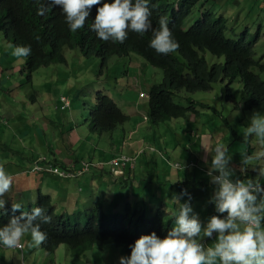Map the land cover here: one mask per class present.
Listing matches in <instances>:
<instances>
[{
  "label": "rangeland",
  "instance_id": "obj_1",
  "mask_svg": "<svg viewBox=\"0 0 264 264\" xmlns=\"http://www.w3.org/2000/svg\"><path fill=\"white\" fill-rule=\"evenodd\" d=\"M214 2H217V7L209 5L210 10L226 15L230 13V5H226V8L222 7L223 0ZM199 7L200 4L193 8L185 19L184 29L192 26L200 18ZM228 17L230 27L236 28L238 34L244 27L254 33L261 26V35L254 46V60L264 66V2L250 0V3L245 4L244 7L234 5L233 12L228 14ZM226 35L229 38L233 36L231 33ZM9 45L2 39L0 33V64L3 68H0V87L3 88L0 89V165L13 177L11 191L3 197L6 200L5 207L19 203L27 208L30 204L34 205L40 192L52 196L58 214H64L66 218L72 219L75 213L87 208L90 198L95 194L99 197L97 205L104 208L105 212L107 206H112L113 212H124L125 205L130 204L136 210H144L151 218L158 209H163L173 225V214L177 211L178 205L168 193L166 182L169 180L175 182L178 177L191 175L192 170H184L189 162L197 164L208 172L210 160L214 155L213 149L219 144L227 147L228 155L232 158V167L229 168L234 169L233 179L255 178L256 172L253 169L264 167V144L255 137L250 138L247 144L243 143V139L235 141L226 139L225 122L221 118H214L210 111L200 110V118L196 123L192 121L195 126L192 125L190 128L191 123H185L183 118L158 125L145 122L148 102L140 98L139 94H148L149 89L153 85L160 84L164 76L161 70L147 65L136 54L121 59L112 57L107 68L102 72L101 62L96 57L85 59L78 50L63 47L66 65L40 68L32 75L31 82H28L21 75V68H17L12 74L6 68L9 65L21 67L23 64V58L11 55L12 48ZM5 53L8 59L4 56ZM204 59L208 66L223 64V60L217 59L208 52L204 54ZM255 73L264 82V72L255 71ZM98 92H104L111 97L125 115L132 113L139 116L137 121L142 124L136 132L137 140L140 141L137 145V153L140 149L145 150L136 157L134 171L136 178L133 184L138 190H142L145 181L147 183L152 181L153 184L147 185V198L120 187L123 180L115 183L111 172V176L106 175L104 179L100 177L93 179L99 171L95 165L100 159V152L103 153L104 146L107 145L106 148L111 152L108 160L119 155L122 151L123 132L127 136L128 132L136 128L134 121L130 120L114 132L102 135L91 134L87 128L82 127H73L72 132L69 131V127L67 131L63 130L64 126H70L71 123L77 126L79 118L87 116L89 106L94 104ZM231 93L236 102L234 104L227 102L225 89L221 84L213 85L212 91L208 93L189 95L182 92L174 97V101L184 106H186L185 98L208 103L222 112L229 124L243 137V125L247 127L254 111L248 114L237 109V106L242 105L245 100L239 81L232 85ZM61 97L69 103L66 111L61 110L63 105ZM255 112L263 115L262 111ZM66 114L72 115L70 121H66ZM241 119L243 125L240 123ZM202 123H211L213 136L210 138L206 135L205 139L199 141ZM194 128L198 130V135L194 134L195 140H192L190 131ZM204 131H210L206 125ZM61 133L65 134L68 149L65 148L64 141H60ZM229 133L233 138L231 131ZM74 136L78 138L76 143ZM153 145L160 150L157 149V153L151 154L149 149ZM116 146L119 147L118 153L114 151ZM241 153L258 157L250 162L245 172L241 171ZM125 154L131 153L126 151ZM82 162L89 163L91 171L80 175ZM177 164L181 167H176ZM50 169H58L59 173H54ZM109 169L110 166L105 167L106 171ZM197 177L200 178L199 175ZM156 182H159L158 186ZM261 183L264 186V180H261ZM186 201L188 200H180V203ZM190 203L193 214L198 216L202 226H206L209 207L215 210V205L208 200H191ZM204 242L208 245L212 244L207 238ZM20 244L23 247L22 258L21 253L16 249H6L0 245V264H28L35 253L41 252L39 247L32 246L30 235L25 234ZM107 250L117 251L113 247H107ZM66 252L67 249L61 247L52 257L53 261L46 254H42L48 259V264L50 262L65 264L67 258L69 259ZM118 252L123 256L120 250ZM36 260H38L37 255Z\"/></svg>",
  "mask_w": 264,
  "mask_h": 264
},
{
  "label": "trees",
  "instance_id": "obj_2",
  "mask_svg": "<svg viewBox=\"0 0 264 264\" xmlns=\"http://www.w3.org/2000/svg\"><path fill=\"white\" fill-rule=\"evenodd\" d=\"M107 1L113 2V0H102V3ZM41 3L47 6V0H39V2L38 0H0L2 39L11 45L31 47V54L23 58L21 67H11L8 64L11 68H21V75L28 82H31L32 75L40 68L66 65L62 52L63 47H67L69 50H78L85 59L96 57L101 62L102 72L107 68L112 57L121 59V57L136 54L147 65L161 70L164 76L163 81L158 85H153L148 92L147 115L152 125L180 118L185 120L187 116L193 117L191 120L196 123L200 118V110H204L213 113L214 118L223 119L227 127L225 138L234 141L242 140V135L238 134L229 124L224 114L208 103L185 98L186 106H184L174 101V97L182 92L189 95L208 93L212 91L213 85L221 84L224 86L227 102L234 104L236 102L232 97L231 87L236 81L240 82L245 95L240 110L248 114L253 111L264 113V82L255 73V71L263 73L264 66L254 60V46L261 35V26L254 33L244 27L238 34L236 28L230 27V18L210 10L205 0H177L175 2L149 0L151 11L149 19L152 28H158L160 17L167 16L173 38L179 44L176 52L162 55L149 47L152 38L151 30L143 35L129 32L128 38L123 44L104 42L97 38L95 32L91 31L96 7L92 8L85 26L76 32H71L59 6H55L44 16L37 15ZM198 4H200L199 10L201 11L200 18L192 26L184 29L185 19ZM227 33H231L233 36L229 38ZM206 52L223 60V64L208 66L204 59ZM4 56L8 59L6 53ZM0 68L3 69L2 64H0ZM15 72L16 70L10 73ZM0 89L3 90L2 87ZM67 108L61 110L66 111ZM65 119L70 121L72 115L66 114ZM127 119L128 116L122 112V109L111 97L104 92H98L94 104L89 106L87 116L79 118L77 126L71 123L70 126H64L63 130L67 131L68 127L69 131L74 130L73 127H85L91 134L102 135L114 132ZM240 123L243 125V119L240 120ZM192 125L195 126L194 123L190 124V126ZM206 125L213 136L211 123ZM244 127L245 125H243ZM195 129H192L190 133L194 134ZM229 131L234 135L233 138L230 137ZM60 141H64V146L68 149L65 134L61 135ZM97 166L102 168L104 165L97 164ZM110 166L111 174L114 176L112 170L117 167L112 164ZM135 178L123 179L120 187L147 198V189L138 190L133 184ZM149 183L145 181L144 186ZM158 184L159 182H156V186ZM166 188L172 197L179 195L182 190H187L191 195V200L206 199L210 201L215 186L208 184L203 175L200 178L192 175L174 183L167 181ZM98 198L93 194L87 208L75 213V217L72 219L66 218L64 214H58L52 196L40 192L37 194L34 205L30 204L27 208L22 207L21 211L28 212H31L34 207H41L45 209L47 215L52 217L49 224H43L39 218L34 221V223H41V230L47 233V240L39 248L51 261L61 247L69 250L74 259H78L94 249L107 250V247L120 250L124 257H128L131 253L129 245L134 244L142 235H150L155 232L158 237L163 239L173 227L171 220H168L167 212L163 209H158L151 218L146 215L144 210H136L130 204L125 205L124 212H113L112 206H107V212H105L104 208L97 205ZM181 200H188V196L182 197ZM12 215L10 206L0 210V227L5 226ZM15 215L19 216L20 212H16ZM212 215L220 214L209 207L206 216L207 222ZM213 235L214 241L216 234Z\"/></svg>",
  "mask_w": 264,
  "mask_h": 264
},
{
  "label": "clouds",
  "instance_id": "obj_3",
  "mask_svg": "<svg viewBox=\"0 0 264 264\" xmlns=\"http://www.w3.org/2000/svg\"><path fill=\"white\" fill-rule=\"evenodd\" d=\"M110 2L47 0V6L41 3L37 15L44 16L46 12L59 6L69 30L76 32L85 26L92 8L96 7L91 31L96 33L98 39L123 44L129 32L143 35L151 30L149 47L158 54L169 55L178 50L179 44L173 38L167 16H161L159 27L152 28L149 19L151 16L149 0ZM219 14L224 16L221 12ZM9 47L12 48L13 57L26 58L31 54L30 46L10 44ZM139 97L148 100V94L140 93ZM61 103L63 104L61 109L69 107V103L63 97ZM241 107L242 105H239L238 110ZM144 120L150 123L148 115ZM252 137L264 144V113L261 115L254 111L247 127H244L243 143L247 144ZM157 149L151 146L149 150L151 153H157ZM144 150L140 149V152L133 156L121 154L114 159L113 161L119 162L122 158L128 159L120 167L117 166L121 175H116L115 170H112L114 179L119 180L126 167L135 169L136 157ZM213 151L208 172L192 162H189L184 170H192L199 176L203 175L208 184L215 186L214 194L208 202L215 205V211L220 215H212L206 226H202L198 216L193 214L191 195L187 190H182L179 195L173 196L178 208L173 214V227L166 236L161 239L155 232L142 235L134 244L129 245L130 256L120 257L119 264H264V186L261 183V180H264V167L253 169L256 172L255 178L233 179L235 172L229 168L232 158L228 155L227 147L218 144ZM253 159L258 157L241 153L242 172L246 171ZM113 161L109 164L113 165ZM176 167L179 168L181 165L177 164ZM192 175L197 176L196 174L189 176ZM184 177H178V180ZM12 183L13 177L0 165V210L5 208L6 200L3 197L11 191ZM184 196H188V201L181 204L180 200ZM21 209V204H12L13 215L5 226L0 227V245L6 249L16 250L17 247H21L18 250L20 252L23 251L20 241L26 233L30 234L32 246L35 247L42 245L48 238L47 233L41 230V223L34 221L38 218L43 224L52 221V217L46 214L44 208L34 207L31 212ZM16 212H20V215H15ZM213 233L216 234L214 242L211 245L206 244L205 238L213 241Z\"/></svg>",
  "mask_w": 264,
  "mask_h": 264
},
{
  "label": "crops",
  "instance_id": "obj_4",
  "mask_svg": "<svg viewBox=\"0 0 264 264\" xmlns=\"http://www.w3.org/2000/svg\"><path fill=\"white\" fill-rule=\"evenodd\" d=\"M214 1H217V0H205V2L207 3L208 6L209 5H212V6H216L217 7V2H214ZM262 1L264 2V0H262ZM248 3H250V0H223L222 7L223 8H226V5H230V13H232L233 12V6L234 5L235 6L243 5V7H244L245 4H248ZM223 8H222V11H223ZM230 13H228V14H230ZM228 14L227 15L226 14H223V15L225 17L226 16L228 17ZM6 68L9 70V72H14L16 70L15 68H11L10 66H8ZM127 116H128V119H127L126 122H128L130 120L134 121L136 123V128H134L133 130H131L130 132H128L127 136H125V134L123 132V136H122L123 139L121 141L122 151H121V153L119 155L125 154L126 151H128V152L131 153L130 156H133L137 152V145H139V142H140V141L137 140V133L136 132H137L138 127L142 123L139 122V121H137V118L139 116H137V115L135 116V114H132L131 113V114H128ZM191 122H192V120H191L190 117H187L185 119V123L189 124ZM204 125H206V124H202L201 125L200 131H199L200 132L199 141L205 139L206 138V135H208L207 137H210V138L212 137L211 136L212 133L210 131H206V132L204 131ZM206 126H208V125H206ZM82 128H85V127H82ZM72 131L73 130H71V132ZM197 131L198 130L195 129V134L196 135H198L197 134ZM190 135L192 136L191 137L192 140H195V139H193V135L194 134H191L190 133ZM74 140H75L74 143H76V141L78 140V138L76 136H74ZM106 146L107 145L104 146L103 153L106 152L107 154L104 155L102 152H100V160H98V162H97L98 165L102 164L104 166L102 168H98V166L96 164V167L99 169V171L96 173L97 174L96 176H93V179L94 178H98V177H100V179H104L106 175L111 176L110 175L111 166L109 164L111 162V160H108V156L111 154V152H110V150H108L106 148ZM153 146L157 147L156 145H153ZM114 151L116 153H118L119 152V147L116 146L114 148ZM119 155H117L116 157H118ZM56 159H57V157H56ZM58 161H60V160H58ZM107 166H110V169L108 171L105 170V167H107ZM229 166L232 167L231 164ZM128 169H130V171H127ZM135 169H131V168H127L126 167L124 169L123 175L120 177L119 180H121V179L123 180L125 178H131V179L132 178H135L136 177L135 172H134ZM192 174H196L197 175V172L193 171ZM171 181H173V180H171ZM114 182L115 183H118L119 181L114 179ZM120 185H122V183H120ZM142 186H143V189L142 190L147 189V186H144V185H142ZM211 242L213 243V241H211ZM22 252H20L21 253V258H22ZM36 255H37V259L38 260H36ZM66 256H68L70 260L67 258V261H66L65 264H119V258L122 257L119 254L118 251H114V250H100V249H94V250H92L90 252H87L85 255L81 256L78 259L72 258L71 255H70L69 250H67ZM28 262H29L28 264H48V259L45 257L44 254H42V252H37V253L34 254V256L32 258L29 259ZM49 264H56V263L55 262H50Z\"/></svg>",
  "mask_w": 264,
  "mask_h": 264
},
{
  "label": "built area",
  "instance_id": "obj_5",
  "mask_svg": "<svg viewBox=\"0 0 264 264\" xmlns=\"http://www.w3.org/2000/svg\"><path fill=\"white\" fill-rule=\"evenodd\" d=\"M141 96H143V94ZM127 161H128V159L122 158L121 159V162H119V160L113 161V165L116 166V167L117 166L120 167L121 164L123 165V162H127ZM82 165H83V167H82V171L79 173L80 175H82L83 173H87V172L90 171V165L89 164L82 163ZM117 168L114 169L115 170V174H117L118 172H120ZM50 171H53L54 173H59V170L58 169H50ZM63 176H66V175L63 174ZM17 249L20 250L21 247H17Z\"/></svg>",
  "mask_w": 264,
  "mask_h": 264
},
{
  "label": "bare ground",
  "instance_id": "obj_6",
  "mask_svg": "<svg viewBox=\"0 0 264 264\" xmlns=\"http://www.w3.org/2000/svg\"><path fill=\"white\" fill-rule=\"evenodd\" d=\"M39 164H40V162H39ZM70 173V172H69ZM73 173V172H72ZM60 177V176H59ZM68 178V177H67Z\"/></svg>",
  "mask_w": 264,
  "mask_h": 264
}]
</instances>
